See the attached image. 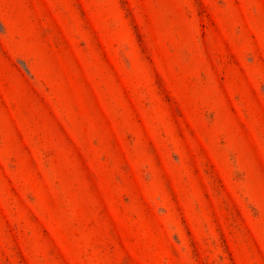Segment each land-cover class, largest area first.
I'll return each instance as SVG.
<instances>
[{"label": "rangeland", "instance_id": "rangeland-1", "mask_svg": "<svg viewBox=\"0 0 264 264\" xmlns=\"http://www.w3.org/2000/svg\"><path fill=\"white\" fill-rule=\"evenodd\" d=\"M0 264H264V0H0Z\"/></svg>", "mask_w": 264, "mask_h": 264}]
</instances>
